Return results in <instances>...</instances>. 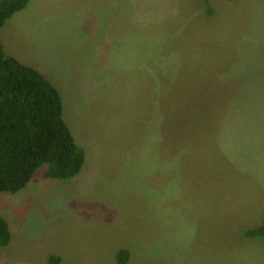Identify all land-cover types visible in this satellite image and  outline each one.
Instances as JSON below:
<instances>
[{"label": "rangeland", "instance_id": "1", "mask_svg": "<svg viewBox=\"0 0 264 264\" xmlns=\"http://www.w3.org/2000/svg\"><path fill=\"white\" fill-rule=\"evenodd\" d=\"M1 36L87 160L0 193V264H264L238 221L264 206V0H32Z\"/></svg>", "mask_w": 264, "mask_h": 264}, {"label": "trees", "instance_id": "2", "mask_svg": "<svg viewBox=\"0 0 264 264\" xmlns=\"http://www.w3.org/2000/svg\"><path fill=\"white\" fill-rule=\"evenodd\" d=\"M32 0H0V193L17 194L34 181L69 180L87 160L64 117L61 92L43 73L5 52L1 32ZM249 237L264 238V221ZM12 240L0 215V246ZM121 251L120 263L128 261Z\"/></svg>", "mask_w": 264, "mask_h": 264}, {"label": "crops", "instance_id": "3", "mask_svg": "<svg viewBox=\"0 0 264 264\" xmlns=\"http://www.w3.org/2000/svg\"><path fill=\"white\" fill-rule=\"evenodd\" d=\"M261 220H264V206L261 208V210L260 208H253L250 213L247 215L244 214L238 218V221L243 224L244 227H246L245 230L259 228L262 223ZM261 240L264 242V238L261 237Z\"/></svg>", "mask_w": 264, "mask_h": 264}]
</instances>
